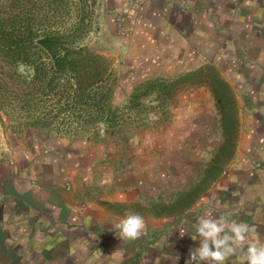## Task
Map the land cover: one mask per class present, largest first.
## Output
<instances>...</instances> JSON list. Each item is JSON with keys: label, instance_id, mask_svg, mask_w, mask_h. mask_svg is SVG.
Here are the masks:
<instances>
[{"label": "crops", "instance_id": "0c3cea01", "mask_svg": "<svg viewBox=\"0 0 264 264\" xmlns=\"http://www.w3.org/2000/svg\"><path fill=\"white\" fill-rule=\"evenodd\" d=\"M140 3L130 27L146 39L143 50L162 49V74L189 80L213 63L218 83L190 88L160 119L161 138H139L136 176L89 175L108 163L86 146L89 163L75 171L81 188L15 184L0 195V264H186L199 245L192 225L209 211L249 223L264 240V0ZM130 212L146 228L125 241L112 225Z\"/></svg>", "mask_w": 264, "mask_h": 264}, {"label": "rangeland", "instance_id": "374dc122", "mask_svg": "<svg viewBox=\"0 0 264 264\" xmlns=\"http://www.w3.org/2000/svg\"><path fill=\"white\" fill-rule=\"evenodd\" d=\"M110 1L95 0L94 24L83 44L108 60L111 76L100 90L102 93L110 90L111 102L117 110V126L111 134L105 132L103 125H100L97 133L85 129V126L81 127L79 114L74 115V121L71 120L70 115L58 110L61 106H58L57 99L52 96L39 97L37 90L33 94V100L38 104L33 112L35 121L28 122L23 119L26 117L17 106L2 100L10 94L12 100L17 102L23 95L32 92L28 93L19 83V77H27V74L24 69L18 68L11 75L14 78L10 82V77L2 73L8 72V69L4 67L2 71L0 68V195L13 192L15 184L20 190L27 184L46 189L48 186H57L59 182L70 184L73 181L76 189L81 188L75 171L78 170L76 166L89 163L86 156H90L91 149L83 151L86 146L101 150H96V155H101L108 163L107 167L96 169L93 166L90 169L89 166V175L104 172L108 175L105 178L111 174L119 179H128L138 172L132 169L130 162L133 153L142 148L139 138L143 140V137L154 136L155 141L161 138L159 131H156L161 126L160 119L174 114L181 98L191 93L190 88L218 83L219 77L212 69L213 63L204 66V74L191 76V81H181V75L168 77L162 74V59L158 57L163 53L162 49L147 52L146 44L143 50L146 39H135L133 28L130 27L129 9H132V5L141 7L140 0H127L122 8L119 7L121 4H110ZM72 4V0H67L61 5L69 9ZM19 5L25 10L29 7L36 10L45 3L20 0ZM149 83H155V88L149 89ZM186 84L190 86L184 88ZM142 88L148 95L127 108L129 99L140 94L138 90ZM23 122L25 126L21 128ZM81 151L87 153L83 155ZM77 159L79 165H76ZM5 199L14 200L15 197ZM40 229L38 224L34 227V231ZM5 230L1 231L5 233ZM7 240L11 244L12 239L8 237Z\"/></svg>", "mask_w": 264, "mask_h": 264}, {"label": "trees", "instance_id": "16d2710c", "mask_svg": "<svg viewBox=\"0 0 264 264\" xmlns=\"http://www.w3.org/2000/svg\"><path fill=\"white\" fill-rule=\"evenodd\" d=\"M19 1L0 0V68L8 69L2 73L10 82L18 68L24 69L27 77H19V83L32 92L17 102L8 94L3 102H12L23 112V119L33 123L38 105L33 94L52 96L61 106L58 110L70 115L71 120L80 115L81 127L97 133L103 125L106 133H113L118 124L117 110L110 90H100L111 76L108 60L83 44L94 24L95 0H72L69 9L61 5L67 0H36L45 3L36 10L23 9ZM147 87L154 89L155 83ZM144 89L129 99L127 108L148 95ZM20 125L25 126L24 122Z\"/></svg>", "mask_w": 264, "mask_h": 264}, {"label": "clouds", "instance_id": "9594fccd", "mask_svg": "<svg viewBox=\"0 0 264 264\" xmlns=\"http://www.w3.org/2000/svg\"><path fill=\"white\" fill-rule=\"evenodd\" d=\"M112 226L125 241L140 237L146 228L144 218L132 212ZM192 226L191 238H199V245L190 250L186 264H226L230 258L231 264H264V240L249 223L232 219L230 214L214 215L209 211Z\"/></svg>", "mask_w": 264, "mask_h": 264}]
</instances>
